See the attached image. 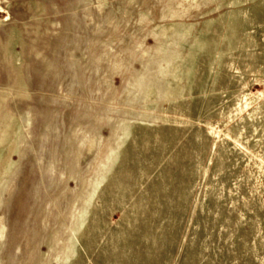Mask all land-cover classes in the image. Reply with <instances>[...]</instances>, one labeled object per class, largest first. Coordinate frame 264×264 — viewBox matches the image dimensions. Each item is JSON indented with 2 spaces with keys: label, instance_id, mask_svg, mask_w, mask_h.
<instances>
[{
  "label": "rangeland",
  "instance_id": "obj_1",
  "mask_svg": "<svg viewBox=\"0 0 264 264\" xmlns=\"http://www.w3.org/2000/svg\"><path fill=\"white\" fill-rule=\"evenodd\" d=\"M0 123V264H264V0H0Z\"/></svg>",
  "mask_w": 264,
  "mask_h": 264
},
{
  "label": "bare ground",
  "instance_id": "obj_2",
  "mask_svg": "<svg viewBox=\"0 0 264 264\" xmlns=\"http://www.w3.org/2000/svg\"><path fill=\"white\" fill-rule=\"evenodd\" d=\"M4 113H5V112H4ZM4 116H5V115H4ZM1 117H2V116H1ZM5 118H6V117H5ZM10 123H11V122H10ZM0 124H1V123H0ZM17 128H18V127H17ZM17 128H16V129H17ZM7 130H8V129H7ZM8 137H9V136H8ZM8 141H9V140H8ZM0 230H1V229H0Z\"/></svg>",
  "mask_w": 264,
  "mask_h": 264
}]
</instances>
